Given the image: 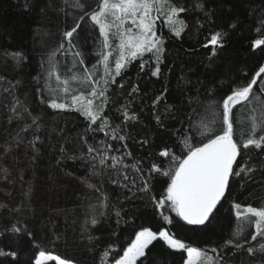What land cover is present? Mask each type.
I'll return each mask as SVG.
<instances>
[{"label": "trees", "instance_id": "16d2710c", "mask_svg": "<svg viewBox=\"0 0 264 264\" xmlns=\"http://www.w3.org/2000/svg\"><path fill=\"white\" fill-rule=\"evenodd\" d=\"M76 3L0 0V249L17 253L0 256V264H34L40 251L71 264H114L142 228L165 230L188 246L219 257L220 264H264V253L250 256L247 251L264 245V238L251 239L255 231L251 224H243L240 236H233L241 225L235 203L242 209L264 207V148L241 149L234 168L245 171L230 178L226 197L204 224L189 225L169 207H156L166 194L168 177L162 173L172 165V155L186 154V138L187 143L199 142L200 134L190 122L202 131L215 115L219 128L223 98L249 83L264 65V45L251 47L255 39L264 38V0H171L184 9L178 15L184 26L177 36L172 28L156 24L163 41L159 74L152 75L157 62L151 53L128 63L115 82L106 85L107 102L95 99L103 111L91 125L74 109L49 107L53 97L48 88L57 86L55 76L45 82L50 54L61 44L64 48L53 59L62 79L71 75L70 68L79 75L93 65L96 79L103 74L99 63L103 37L85 15L99 0H82L83 8ZM76 23L81 27L69 45L63 33ZM215 32L224 33L222 47L209 43ZM70 85L78 94L80 85L74 81ZM125 110L136 119L126 120ZM262 110L264 74L257 77L250 100L232 110L236 139L243 138L250 117L259 118ZM103 119L108 126L101 131ZM253 135L264 131L257 127ZM106 146H111L109 157L123 161L116 168L111 159L105 161L107 166L100 165L98 152L88 151L89 147L104 151ZM163 150L170 155L160 156ZM154 164L160 173L151 171ZM145 182L148 191H142ZM228 239L233 245L225 244ZM237 239L240 248L235 247ZM214 248L217 252L211 251ZM185 260L183 250L156 239L137 264Z\"/></svg>", "mask_w": 264, "mask_h": 264}, {"label": "snow or ice", "instance_id": "6c2138e0", "mask_svg": "<svg viewBox=\"0 0 264 264\" xmlns=\"http://www.w3.org/2000/svg\"><path fill=\"white\" fill-rule=\"evenodd\" d=\"M75 7L83 8L82 0H77ZM182 11L184 9L173 6L171 0H99L96 9L92 10L91 13L86 12L85 15L89 16L93 24L99 27L100 36L103 37L102 51L100 52L101 59L99 61L103 66V74L99 76V79H96L97 66L93 65L91 70L85 67L79 75L76 74L74 69L70 68L68 72L71 75L62 79L61 75L57 74V63L53 59L56 56V51L64 48V45L61 44L60 48L52 52L49 57L50 69L45 82L47 84L48 78L55 76L57 85L55 88L51 86L48 88L49 94L53 97L49 101V107L60 110L74 109L80 112L89 121L90 125L95 124L98 119H101L100 112L103 111L102 107L95 104V99L100 98L103 102H107L106 85L110 82L114 83L115 76H119L121 70L128 63L138 57H143L145 53H151L155 55L157 62V67L153 70L152 75L159 74L158 65L160 54L163 52V41L157 35L156 21L161 16H166V23L172 28L174 34L179 36L184 26V22L178 20V15ZM83 19L84 17L81 16L80 20ZM261 23L264 24V21ZM80 27L81 24L76 23L70 30L64 31L63 36L68 40L69 45L72 44V39ZM223 36V32H215L212 34L209 43L214 48L216 46L222 47ZM112 38L119 41L115 45L119 54L115 59L114 69L109 64V57L113 53ZM262 45H264V38H259L252 42L251 47L255 49ZM16 55L18 56L19 53ZM75 55L79 56L80 53L77 52ZM83 63L84 61L81 60L80 64ZM143 67L144 64L141 63V68ZM261 74H264V65L259 67L258 72L249 83L233 88L231 94L223 98L222 120L219 121V128L215 126L218 123L215 115L212 124L204 125L202 131L190 122V128H195L200 134L199 142L196 144L187 143L186 138L184 141L186 154L172 155V165L162 173L168 177L166 194L162 199L156 201L157 208L169 207L177 217L189 225L204 224L214 210L217 209V206L229 191L230 178L240 176L245 171L244 168H241L240 171L234 168V163L241 154V149H248L249 147L264 148V135L258 137L253 135L256 133L257 127L264 131V110H262L259 118L255 115L250 117V127L242 133V139L235 138L236 129L232 119L233 108L250 100L253 85L257 83V77H260ZM70 81L77 82L80 85L78 94L77 90L71 87ZM65 100L68 102H65ZM124 116L126 120L136 119L134 115L129 117L126 110ZM33 122L35 123V121ZM107 126V119H103L100 130L103 131ZM112 133L113 138H117V130L113 129ZM118 138L120 140L125 139L124 136H118ZM110 147L106 146L104 151L89 147L88 151L89 153L98 152L100 165L107 166L105 161L111 159V167L116 168L123 161L117 156L109 157L107 155V148ZM159 155L168 157L170 153L163 150ZM96 158L93 157V159ZM124 167H127V165H124ZM132 167L135 168L136 166L133 165ZM151 171L160 173L161 168L154 164ZM247 171L250 172L252 169L248 168ZM123 178L127 180L128 176L124 175ZM113 183H116V181H113ZM89 186L91 187V185ZM148 190L149 185L145 182L142 191ZM233 208L237 219L241 221V225L233 233L234 237L240 236L244 231L243 224L247 223L255 229L254 233L251 234L253 241L257 240L258 237L264 238V207L247 206L242 209L239 203H235ZM163 219L168 223L172 222L168 215H164ZM92 223H96L95 219ZM12 230L19 231L16 228ZM157 235L168 248L183 250L187 253L188 258L185 264H220L219 257H213L200 248L188 246L165 230L157 233L150 228H142L136 233L135 239L124 249L123 255L115 261V264H137L138 257L145 255V249L152 241L157 239ZM233 243V239L225 241L226 245H233ZM235 247H241L238 239L235 242ZM211 251L217 252V249L214 248ZM247 251L250 256L255 255L257 251L264 253V245H261L259 249L249 247ZM16 255L15 251L5 252L0 249V256L15 257ZM48 261H56V264H71L70 261L61 259L59 256L46 251H40L35 256L34 264H47Z\"/></svg>", "mask_w": 264, "mask_h": 264}, {"label": "rangeland", "instance_id": "374dc122", "mask_svg": "<svg viewBox=\"0 0 264 264\" xmlns=\"http://www.w3.org/2000/svg\"><path fill=\"white\" fill-rule=\"evenodd\" d=\"M166 16H161L159 19H157V21H156V24L158 23H162L163 24V26H164V28H171L170 26H168V24L166 23ZM99 28V27H98ZM171 30V29H170ZM171 32L172 33H174L172 30H171ZM119 43V41L118 40H116L115 38H112L111 39V44H112V48H113V53H112V55L109 57V63H110V65L113 67V69H114V63H115V59H116V57L118 56V54H119V51H118V49H116L115 48V45L116 44H118ZM169 212L171 213V214H173V215H175V213L174 212H172L171 211V209L169 208ZM135 239V238H134ZM133 239V240H134ZM157 239H160L159 238V236L157 235ZM162 242H164L162 239H160ZM165 243V242H164ZM173 250H175V249H173ZM185 256H186V260H187V253L185 252ZM139 258V257H138ZM186 260H185V262H186ZM48 262H51V261H48ZM47 262V263H48ZM52 262H54L55 264H56V261H52ZM185 262H184V264H185ZM115 264V263H114Z\"/></svg>", "mask_w": 264, "mask_h": 264}, {"label": "water", "instance_id": "95a60500", "mask_svg": "<svg viewBox=\"0 0 264 264\" xmlns=\"http://www.w3.org/2000/svg\"><path fill=\"white\" fill-rule=\"evenodd\" d=\"M214 211H215V210H214ZM211 216H212V215H211ZM211 216H210V217H211ZM210 217H209V219H210ZM209 219H208V220H209ZM208 220H207V221H208ZM205 222H206V221H205Z\"/></svg>", "mask_w": 264, "mask_h": 264}]
</instances>
